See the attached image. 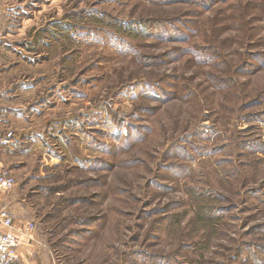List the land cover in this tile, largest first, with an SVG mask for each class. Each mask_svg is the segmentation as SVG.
<instances>
[{
    "label": "rangeland",
    "instance_id": "obj_1",
    "mask_svg": "<svg viewBox=\"0 0 264 264\" xmlns=\"http://www.w3.org/2000/svg\"><path fill=\"white\" fill-rule=\"evenodd\" d=\"M2 159L0 264H264V0H0Z\"/></svg>",
    "mask_w": 264,
    "mask_h": 264
},
{
    "label": "built area",
    "instance_id": "obj_2",
    "mask_svg": "<svg viewBox=\"0 0 264 264\" xmlns=\"http://www.w3.org/2000/svg\"><path fill=\"white\" fill-rule=\"evenodd\" d=\"M16 186L15 178L8 172L0 173V192L10 191ZM0 257L13 258L16 256L19 246L21 245L20 234H27L33 239V222L19 224L15 218L9 214L7 207L0 205Z\"/></svg>",
    "mask_w": 264,
    "mask_h": 264
},
{
    "label": "crops",
    "instance_id": "obj_3",
    "mask_svg": "<svg viewBox=\"0 0 264 264\" xmlns=\"http://www.w3.org/2000/svg\"><path fill=\"white\" fill-rule=\"evenodd\" d=\"M3 8H6L3 7ZM5 165V160H0V171L1 168L4 167ZM0 205L1 206H6L7 207V211L9 212V214H11L15 220L20 223V224H25L28 222V220L26 219V217H24V212L22 211V209L24 210V206L22 200L18 199V195L16 194V192H9V191H2L0 192ZM4 228L2 226H0V230H3ZM19 251V252H18ZM17 251L18 254H20V249Z\"/></svg>",
    "mask_w": 264,
    "mask_h": 264
}]
</instances>
